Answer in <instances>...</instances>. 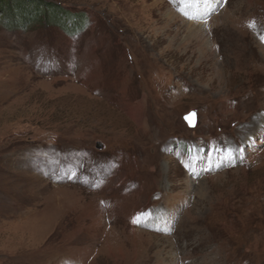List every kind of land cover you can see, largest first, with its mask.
Returning a JSON list of instances; mask_svg holds the SVG:
<instances>
[{
  "label": "rangeland",
  "instance_id": "374dc122",
  "mask_svg": "<svg viewBox=\"0 0 264 264\" xmlns=\"http://www.w3.org/2000/svg\"><path fill=\"white\" fill-rule=\"evenodd\" d=\"M42 1L86 25H0V264H264V0Z\"/></svg>",
  "mask_w": 264,
  "mask_h": 264
},
{
  "label": "trees",
  "instance_id": "16d2710c",
  "mask_svg": "<svg viewBox=\"0 0 264 264\" xmlns=\"http://www.w3.org/2000/svg\"><path fill=\"white\" fill-rule=\"evenodd\" d=\"M31 24L55 27L65 34L83 31L86 18L60 5L42 0H0V25L7 30L28 28Z\"/></svg>",
  "mask_w": 264,
  "mask_h": 264
},
{
  "label": "water",
  "instance_id": "95a60500",
  "mask_svg": "<svg viewBox=\"0 0 264 264\" xmlns=\"http://www.w3.org/2000/svg\"><path fill=\"white\" fill-rule=\"evenodd\" d=\"M183 121L186 123V125L189 128H194L196 121H197V116L194 111L189 112L188 114L183 116ZM100 147V146H98Z\"/></svg>",
  "mask_w": 264,
  "mask_h": 264
}]
</instances>
